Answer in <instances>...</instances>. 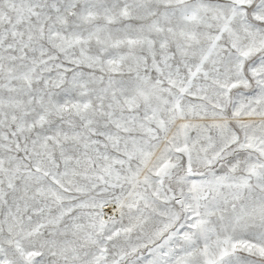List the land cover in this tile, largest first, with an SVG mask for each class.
Masks as SVG:
<instances>
[{"label": "snow or ice", "instance_id": "1", "mask_svg": "<svg viewBox=\"0 0 264 264\" xmlns=\"http://www.w3.org/2000/svg\"><path fill=\"white\" fill-rule=\"evenodd\" d=\"M0 264H264V0H0Z\"/></svg>", "mask_w": 264, "mask_h": 264}]
</instances>
